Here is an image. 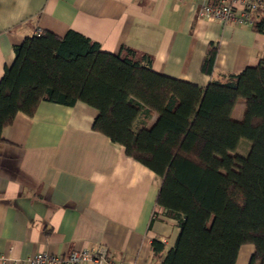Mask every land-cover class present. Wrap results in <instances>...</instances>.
I'll list each match as a JSON object with an SVG mask.
<instances>
[{"label": "crops", "instance_id": "crops-1", "mask_svg": "<svg viewBox=\"0 0 264 264\" xmlns=\"http://www.w3.org/2000/svg\"><path fill=\"white\" fill-rule=\"evenodd\" d=\"M200 7L201 0H0V81L14 47L45 31H76L108 53L132 49L150 56L155 72L201 88L257 67L264 34L200 18ZM211 44L218 46L213 76L202 71ZM244 109L238 101L233 118ZM97 114L84 102L43 101L33 116L18 113L3 128L0 256L105 247L115 261L161 264L153 242L164 243V255L175 246L179 226L156 203L161 177L94 131ZM252 252L243 246L237 264H249Z\"/></svg>", "mask_w": 264, "mask_h": 264}, {"label": "trees", "instance_id": "trees-1", "mask_svg": "<svg viewBox=\"0 0 264 264\" xmlns=\"http://www.w3.org/2000/svg\"><path fill=\"white\" fill-rule=\"evenodd\" d=\"M252 26L264 34L262 11ZM217 50L211 44L203 61L209 76ZM14 52L0 81V134L43 101L87 103L98 111L92 129L162 179L156 203L180 230L166 255L153 242L161 264H237L246 245L249 264H264V55L257 67L201 88L155 72L150 56L105 52L73 30L28 37Z\"/></svg>", "mask_w": 264, "mask_h": 264}, {"label": "built area", "instance_id": "built-area-1", "mask_svg": "<svg viewBox=\"0 0 264 264\" xmlns=\"http://www.w3.org/2000/svg\"><path fill=\"white\" fill-rule=\"evenodd\" d=\"M259 11L264 15L262 0H201L199 16L221 23L252 26L254 17ZM0 264H126V262L113 260L109 250L101 247L96 250L74 251L68 256L46 251L33 254L26 259L2 255Z\"/></svg>", "mask_w": 264, "mask_h": 264}, {"label": "rangeland", "instance_id": "rangeland-1", "mask_svg": "<svg viewBox=\"0 0 264 264\" xmlns=\"http://www.w3.org/2000/svg\"><path fill=\"white\" fill-rule=\"evenodd\" d=\"M260 214H261L262 216H264V199H263V201H262V205H261V207H260Z\"/></svg>", "mask_w": 264, "mask_h": 264}]
</instances>
